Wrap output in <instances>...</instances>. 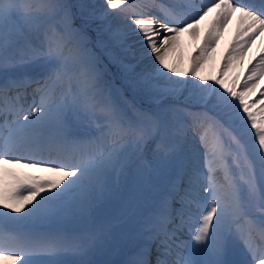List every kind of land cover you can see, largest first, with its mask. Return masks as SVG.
Segmentation results:
<instances>
[{
  "label": "snow or ice",
  "instance_id": "obj_1",
  "mask_svg": "<svg viewBox=\"0 0 264 264\" xmlns=\"http://www.w3.org/2000/svg\"><path fill=\"white\" fill-rule=\"evenodd\" d=\"M79 7L84 13L86 6ZM176 7L164 0L93 5L85 21L114 15L123 21L109 33L114 47L98 44L97 54L88 47L87 23L75 26L67 0H0V262L64 264L66 254L86 255L96 234L81 237L44 224L94 208L113 177L135 164L141 183L154 175L165 183L126 264H264V89L259 99H249L264 76V55L247 70L242 91L239 75L228 84L199 71L237 11L240 27L221 76L242 62L264 33V0H202L179 13ZM9 19L17 22L5 32ZM184 33L202 39L188 69L180 53ZM130 36L140 45L135 62L114 50L131 52ZM102 57L118 70L119 87L105 79ZM32 63L44 74L10 71ZM129 91L150 106L126 100ZM185 91L193 105L165 103ZM193 106L202 110H189ZM152 141V158L145 159ZM185 228L187 244L180 240Z\"/></svg>",
  "mask_w": 264,
  "mask_h": 264
},
{
  "label": "rangeland",
  "instance_id": "obj_2",
  "mask_svg": "<svg viewBox=\"0 0 264 264\" xmlns=\"http://www.w3.org/2000/svg\"><path fill=\"white\" fill-rule=\"evenodd\" d=\"M164 2L166 4L177 5L175 11L178 13L186 11L189 4L192 6L193 10L196 8L194 0H164ZM81 4L86 6L84 13H81L80 11L79 6ZM93 5L96 9H99L103 6V0H74L72 11L75 9L80 13V15L87 16L88 12L93 10ZM16 22L17 21L15 19L5 21L4 31L8 32L14 28ZM122 22L121 15L109 16L104 21L95 19L85 21L83 19L82 23H87L86 28L94 31L93 45H88V47L97 54L100 53L98 44L103 43L109 45L110 47H114L115 40L110 38L109 33L120 26ZM238 26L237 17L233 16L228 20L227 24L221 31L218 42L215 44L214 51L210 52L209 58L199 71L200 75L224 79L225 83L228 84H231V81L235 79L236 75H239L240 83L236 86V88L237 91H242L241 85L243 83V77L248 75L247 70L255 65V60L258 56L264 54V41H260L257 44H253V42H251L250 47L244 52L242 62L237 64L231 70L225 69L227 75L221 76V68L223 67L224 58L227 56L232 45L235 43ZM188 37L189 40L187 43H184L182 38L180 41L182 67L185 69L190 67L191 57L196 55L198 46L202 43V39H194L190 34H188ZM201 37H203V30H201ZM135 41L136 37L130 36L125 42L126 45L132 46V51L129 53H121L119 48H114L117 53L123 56L125 62H135L132 59L133 52L136 56H139L140 45ZM146 62L147 61H145V63ZM10 71L19 77L27 76L36 78L43 75L45 69L39 63H32L22 64ZM186 78L193 79L190 75ZM105 79L114 81L112 74L108 70ZM196 79L197 82H199L198 78ZM0 80H2V74H0ZM262 80H264V76L259 79V88L256 90L255 95L249 98L250 102H254L260 98L259 89L264 84L261 83ZM188 96V92L185 91L182 95L176 97L175 99L170 98L165 101V103L173 104L175 107L183 109L186 106L193 105L194 103L188 98ZM254 97H256V99L253 100ZM124 98L129 101L125 95ZM31 99V96L27 97L25 107L28 106ZM189 110L200 111L202 109L193 106ZM155 146L156 141H152L148 144L144 152L145 159L152 158ZM20 171L30 173L41 177L42 179L55 178V174L45 172L43 169L39 168H24L20 169ZM150 179L151 183H149V178L147 177L144 182L141 183L137 177L136 165L134 164L132 167L127 169L125 175L119 176L118 179L113 177L106 195L101 197L94 208L84 213H69L55 223L48 222L45 224V229L60 228L63 231L81 237H88L93 234H96L97 236V239L86 255L66 254L61 257L64 264H78L81 260L90 261L92 264H103L99 262L104 260L107 264H126L129 256L133 255L136 250L135 243L132 242L133 238L141 229L145 214L153 203V198L156 193L163 188L165 183V179L162 176L154 175ZM111 204L112 206H110ZM176 207H179V205L177 204ZM254 214L260 215L259 210L255 209ZM184 231H186V229H184L183 232ZM153 257L155 259V252Z\"/></svg>",
  "mask_w": 264,
  "mask_h": 264
},
{
  "label": "trees",
  "instance_id": "obj_3",
  "mask_svg": "<svg viewBox=\"0 0 264 264\" xmlns=\"http://www.w3.org/2000/svg\"><path fill=\"white\" fill-rule=\"evenodd\" d=\"M67 2L71 5H73L74 0H67ZM74 10L75 9H73L75 26L80 27L82 24V21H83V17L85 15H80V13L78 11H76V10L74 11ZM86 32H87V35L90 37V41H89L88 45H91L93 43V39H94V31L86 28ZM102 61H103L102 66L107 65V70L112 74V78H113L116 86L119 87L120 86V80H119L118 70L116 69V67L114 65L110 64L105 57H102ZM124 95L129 99V101H131L132 103H135L137 105V107L145 108V107H143V105L138 104L137 100L134 98V95L130 91L125 92ZM135 95L138 96L143 101L144 104L150 106L149 101L145 97H143L142 95H139V94H135ZM110 206H112V204Z\"/></svg>",
  "mask_w": 264,
  "mask_h": 264
},
{
  "label": "bare ground",
  "instance_id": "obj_4",
  "mask_svg": "<svg viewBox=\"0 0 264 264\" xmlns=\"http://www.w3.org/2000/svg\"><path fill=\"white\" fill-rule=\"evenodd\" d=\"M195 1V6L196 7H199L200 5H201V3H202V1H200V0H194ZM233 16H235V17H237V19H238V24H239V26H238V28L240 27V13L237 11V12H235L233 15H232V17ZM231 17V18H232ZM206 23V22H205ZM200 27H201V30H203L204 29V23H202L201 25H200ZM188 34L189 33H184L183 35H182V41L184 42V43H187L188 42V40H189V37H188ZM204 34V33H203ZM260 41H264V33H261V34H259V35H257L256 36V38L254 39V41H253V44H257L258 42H260ZM264 55V54H263ZM259 57L260 56H258L257 57V59L255 60L256 62L259 60ZM255 65H256V63H255ZM261 83H264V80H262V82ZM261 89H264V84H263V86L262 87H260V89H259V94H260V90ZM254 99H256V97H254L253 98V100ZM257 216H259L258 214H257ZM45 225V224H44ZM186 229V231H184L183 233H182V235L180 236V240L181 241H183L185 244H187L188 243V241H189V239H190V237H189V235H188V230H187V228H185ZM133 256H134V254L133 255H130L129 256V259H128V261L130 260V259H132L133 258ZM11 264V262L10 261H3V262H0V264ZM99 263H103V264H107V262L104 260V261H101V262H99ZM17 264H19V262H17Z\"/></svg>",
  "mask_w": 264,
  "mask_h": 264
}]
</instances>
